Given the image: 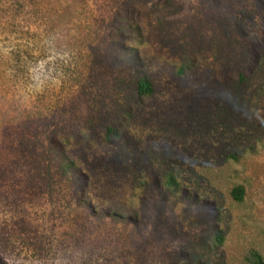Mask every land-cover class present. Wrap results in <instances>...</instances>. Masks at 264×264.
I'll list each match as a JSON object with an SVG mask.
<instances>
[{
  "label": "rangeland",
  "instance_id": "374dc122",
  "mask_svg": "<svg viewBox=\"0 0 264 264\" xmlns=\"http://www.w3.org/2000/svg\"><path fill=\"white\" fill-rule=\"evenodd\" d=\"M137 64L155 92L127 119ZM50 138L82 173L62 174ZM253 251L264 0H0L3 264H249Z\"/></svg>",
  "mask_w": 264,
  "mask_h": 264
},
{
  "label": "trees",
  "instance_id": "16d2710c",
  "mask_svg": "<svg viewBox=\"0 0 264 264\" xmlns=\"http://www.w3.org/2000/svg\"><path fill=\"white\" fill-rule=\"evenodd\" d=\"M142 3H149L154 0H139ZM135 33H138V28L136 27L134 29ZM139 59L137 58L136 61ZM184 67H181L179 72L184 71ZM242 78V76H240ZM132 100L130 104L124 108V115L126 118H130L132 115V108L137 107L138 105H141L146 99L150 98L153 96L155 92V87L150 80V78L147 76L146 72L142 68V66L138 65L135 67V77L133 81V90H132ZM123 122L119 123H114L112 126L106 127L104 130V137L105 140L109 143H111L115 138L119 137V128L121 127ZM50 146L51 148L56 152L57 158L59 160V167L61 169L62 174H68L71 177H76L77 175L82 173L83 171H80L78 168V165L67 156L66 152L64 151L63 147L61 146V143L58 144L56 140H53L50 138ZM85 175V182L83 183V186L81 188V195L82 199L78 200V203H84L85 199L84 196L87 192V188L89 185V178L86 174ZM166 185L169 187H172L174 190L177 191L178 189V184L175 180L174 177L168 176V178L165 181ZM230 197L232 200L235 202H241L244 198V189L242 186H235L231 192H230ZM93 211V210H92ZM104 215L111 217V218H117L119 219L120 216L116 212H110L109 210H105ZM216 236V243L221 244L223 236L220 231L215 232ZM0 264H3L0 261ZM195 264H206V263H195ZM249 264H264V257L257 251H253L250 255L249 258Z\"/></svg>",
  "mask_w": 264,
  "mask_h": 264
}]
</instances>
